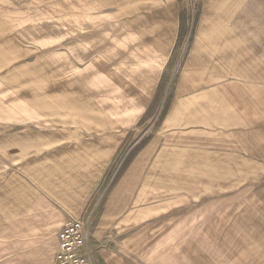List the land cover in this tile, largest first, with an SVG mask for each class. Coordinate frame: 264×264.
Listing matches in <instances>:
<instances>
[{
    "label": "crops",
    "instance_id": "obj_1",
    "mask_svg": "<svg viewBox=\"0 0 264 264\" xmlns=\"http://www.w3.org/2000/svg\"><path fill=\"white\" fill-rule=\"evenodd\" d=\"M87 212L90 264H264V0H0V264Z\"/></svg>",
    "mask_w": 264,
    "mask_h": 264
},
{
    "label": "built area",
    "instance_id": "obj_2",
    "mask_svg": "<svg viewBox=\"0 0 264 264\" xmlns=\"http://www.w3.org/2000/svg\"><path fill=\"white\" fill-rule=\"evenodd\" d=\"M108 180L103 191L111 185ZM92 213L87 212L85 217L72 219L59 234V246L55 255L54 264H90V257L87 252L90 240V225Z\"/></svg>",
    "mask_w": 264,
    "mask_h": 264
}]
</instances>
